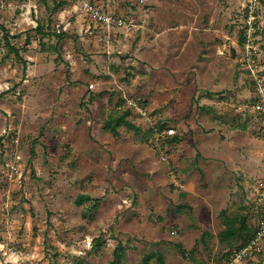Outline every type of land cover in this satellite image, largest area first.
Instances as JSON below:
<instances>
[{
    "label": "rangeland",
    "instance_id": "1",
    "mask_svg": "<svg viewBox=\"0 0 264 264\" xmlns=\"http://www.w3.org/2000/svg\"><path fill=\"white\" fill-rule=\"evenodd\" d=\"M91 1L0 0V264H264V0Z\"/></svg>",
    "mask_w": 264,
    "mask_h": 264
},
{
    "label": "built area",
    "instance_id": "2",
    "mask_svg": "<svg viewBox=\"0 0 264 264\" xmlns=\"http://www.w3.org/2000/svg\"><path fill=\"white\" fill-rule=\"evenodd\" d=\"M79 1V8L87 15L91 16L93 25L90 26V29L95 31L97 34H100L101 39L104 41V44L107 47H110L116 33L120 29H130L131 24L128 25L127 20L125 17L122 16H116L111 13L104 12L101 7L94 4L91 0H78ZM259 3V0H249L248 3V9L247 13L249 11V17L252 15V18H256V10L257 5ZM255 15V16H254ZM245 36L247 35V32L250 28V30L253 29L252 23L249 21V24H247ZM57 32L61 33L62 29L61 26L57 25ZM254 66V68H253ZM259 66L255 62V60L252 59L250 62V71L251 75L253 77V80L255 81V90H256V102L253 105L254 110L257 112V114L261 117L263 121V129H264V79L259 75L258 73ZM137 106L136 104H134ZM145 109V108H144ZM143 108H139L140 113L144 116L146 115V111ZM153 136L159 140V141H165L168 138H173L176 136L177 131L173 127H158L155 126L152 129ZM165 159V155L162 157ZM177 167V166H176ZM172 168L171 173L175 172V168Z\"/></svg>",
    "mask_w": 264,
    "mask_h": 264
},
{
    "label": "trees",
    "instance_id": "3",
    "mask_svg": "<svg viewBox=\"0 0 264 264\" xmlns=\"http://www.w3.org/2000/svg\"><path fill=\"white\" fill-rule=\"evenodd\" d=\"M64 5V3H59L58 4V7H62ZM5 40L8 44L9 47H11V49L14 51L15 55L21 59L24 63V59H22L20 53H19V50L15 49L14 47H12L10 45V42L8 40V36H9V32L6 31L5 32ZM117 124H121V123H125V121H123V118H118L117 120ZM127 124H130L128 122H126ZM113 131L116 132V128H113ZM89 199V196H86V195H83L80 197V200L78 201L79 204H82L83 203V200H88ZM247 230V227L245 226V219L242 220V223L240 225V227H236V225L233 223L229 226V230H228V234L227 236L228 237H238L240 236V234L244 233V231ZM247 240V239H246ZM97 245V244H96ZM123 251H124V247L123 245L120 243L118 245V247L116 248V250L114 251V259L113 261L111 262V264H121L122 263V256H123Z\"/></svg>",
    "mask_w": 264,
    "mask_h": 264
},
{
    "label": "crops",
    "instance_id": "4",
    "mask_svg": "<svg viewBox=\"0 0 264 264\" xmlns=\"http://www.w3.org/2000/svg\"><path fill=\"white\" fill-rule=\"evenodd\" d=\"M59 14V18H61L62 17V13H58ZM92 33H93V31H92ZM89 34H91V33H89ZM93 37H95V35L93 36ZM219 144H217L216 146H218L217 147V149H216V153H218V155H217V157L216 158H220L219 160H220V162H223V160L222 159H224V160H227L228 159V157H230L232 160H234V158H233V153H231V150H230V147H227V145H230V142H229V140H224V141H221V142H218ZM222 145V146H221ZM206 146H208V144H206ZM224 146V147H223ZM231 146V145H230ZM242 158V160H243V163L247 160V158L245 157H241ZM227 164H225V165H223V171H226L225 169H226V167L227 166H229L228 167V170L229 169H231L232 168V162H230V161H228L227 160ZM224 163V162H223ZM222 163V164H223ZM242 166H244V165H242Z\"/></svg>",
    "mask_w": 264,
    "mask_h": 264
}]
</instances>
